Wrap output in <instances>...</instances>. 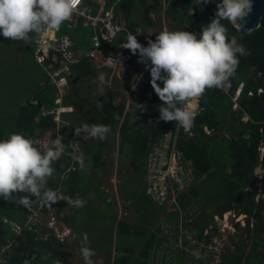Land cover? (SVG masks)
Returning a JSON list of instances; mask_svg holds the SVG:
<instances>
[{"label": "trees", "instance_id": "obj_1", "mask_svg": "<svg viewBox=\"0 0 264 264\" xmlns=\"http://www.w3.org/2000/svg\"><path fill=\"white\" fill-rule=\"evenodd\" d=\"M107 1L109 6L106 8L116 4V12L122 15L125 21L124 26L129 33L136 36L137 40L142 27L132 17L135 8L143 9L145 19H142L141 23L144 26H149L148 12L160 11L161 9L160 0H151L152 3L149 5H147L148 0ZM216 3H219V0H213V3L207 4L202 2L198 4V0H168L164 10V14L171 18L170 23L172 24H168V28L172 31L184 30L195 33L199 38L202 27L207 26L216 18L215 14L218 11ZM221 22L228 28V34L230 36L235 35L250 53L240 57L236 73L229 80L231 84L230 93H233L235 87L241 82H244L245 86L238 99L241 108L235 111L232 110L229 95L223 93L220 88L207 89L198 99V112L195 114L193 128L185 131L182 127H178L176 148L192 162V173L195 181L186 193L178 196L177 204L186 215L190 209L197 206L196 213L198 214L196 216L201 222V226L195 230L197 234L194 238L202 245L196 243L195 245L184 246L192 250L190 252L192 255L197 252L203 253L213 233L217 234L216 229H212L210 237H203V230L213 222L214 216L222 217L224 213L233 210L236 211L237 215L243 214L246 217L245 229L248 239L252 240L251 249L242 263L241 260L247 245H237L236 251L233 252L227 249L225 253L220 255L217 264H264V186L262 196L257 201L256 189L252 192H245L246 188L254 187L256 184L253 171L260 163L259 148L264 145V8L259 28L246 34H240L235 26L227 20ZM66 24L67 21L62 24L59 30L54 32L47 31L48 35L60 37L65 34L69 36ZM127 35L125 32L122 33L107 46V50L116 51L113 47L116 45L120 49L119 52L126 56L124 81L120 84L111 81L112 83L129 90L130 79L134 75L142 74V72L145 74H142L139 80L143 82L141 87L138 85L129 95V106L126 114L123 115L126 98L124 92L106 88L102 95L97 92L93 96H86L82 94L85 89L81 87L80 95L73 98L70 97V87L63 99L64 103L77 109L84 120L94 110L96 117L93 116V118L97 122L92 121L90 124H105L110 127L111 131L107 138L103 141L97 139L98 144L89 146L88 149L78 144L80 153L83 152L86 157L84 168H80L77 162H73L75 169L65 173L73 159L72 156L65 155V153L59 160L63 164L62 169H59L55 163L56 172L48 180V187L57 193L60 192L63 196L62 199H58V202L51 207L43 204L41 209H39L38 201L34 200V203L29 207L39 211V219L49 218L50 214H53L54 219L58 221L62 219L67 225L76 228L75 225L71 224L74 217H69V207L72 204L68 203L65 197L70 196L72 200L88 198L87 202L90 205L94 204V206H86L88 203L84 201V206L74 208L75 211L73 212L81 215L78 228L84 231L89 230L88 232L92 234L88 235L92 237L91 241L93 237L97 236L104 237L103 240L105 241L106 238L101 230L109 228L112 231L115 221L114 219L110 222L106 221L102 225L98 224L100 215H106L105 211H110L113 205L112 202H106L107 195L100 190V187L105 184L99 176V168L104 166L100 162L102 147L108 143L109 138H114L115 131H118L120 163L133 162L134 167L136 166L139 170L143 169L146 173L148 156L161 134L168 130L175 133L178 126L176 122H164L158 119V109L163 102L159 100L153 89L146 91L142 86L146 83V76H150L149 71L144 69L145 64L138 62V55H132L129 50L120 48L123 44L120 41L125 43ZM69 39L73 41L70 36ZM72 48L75 49V45ZM50 55L51 53L48 58ZM25 58L33 60L31 55ZM34 62L37 66L35 70L38 72L36 75H41L43 86L37 87L32 97L15 107L5 99L0 100V138H7L10 133L19 132L28 138L35 139L36 136H42L47 131L56 128L52 116H40L39 112L43 107L52 108L57 103L54 86L50 84L48 74L35 60ZM49 62L51 60L48 59L44 66H47ZM95 73L96 69L86 59H83L79 64L72 67V72L67 75V79L73 83L75 77L87 80L89 77H93ZM107 74L109 73L107 72ZM3 77H0V80ZM157 83L163 87L161 82L158 81ZM78 88L80 89V87ZM249 92H252L251 95H248ZM92 98L99 99L103 108L90 106L84 110L83 104L86 101L90 102ZM118 98L121 99V103L115 106L114 101ZM136 105H144L145 111L140 112ZM66 115L67 113L64 111L62 119L68 123V134L63 142L67 146L65 152H69L71 151L69 149L71 141L72 143L76 142L77 138L74 127L79 128L83 123L82 121L79 122V119L73 123ZM244 115L248 117L245 122L242 121ZM120 118H122L121 124L118 122ZM101 119L104 120L101 121ZM205 129L211 133L206 134ZM189 134L190 136H188ZM125 172L126 168L119 167V174L122 175ZM130 178H132L130 179V188L127 190L129 196L136 200L138 207L147 206V202L151 203L152 201L146 194L144 181L133 180L134 175H131ZM100 193L105 196V199L101 197ZM14 195L18 197L21 194ZM30 198L35 199L34 197ZM123 199L124 196H122ZM205 204H211V210L207 215L204 212ZM30 215L31 211L15 204L12 200H0V264H24L25 260H31V264H84L82 257L77 261L70 259L66 247L56 239L51 229L38 223L39 219L35 223L29 222ZM157 216L156 213L155 219ZM188 216L190 217L189 214ZM163 218L168 222H177L176 217H172V213H164ZM13 224L20 228L18 233L14 230ZM45 234H48V238L43 241L40 235ZM83 234L82 232L79 233L81 239ZM116 234L117 240L114 247L116 255L112 263L108 261V264H149L150 253L154 249V244H158L161 240L146 228L130 225L123 220L118 221ZM157 234V237H160L159 231ZM110 238H108V244ZM122 241L125 245H120ZM185 242L188 241L184 238V244ZM161 244H164V241ZM80 246L75 245L74 247ZM88 246L95 249L96 256H102L106 252L104 249H107V246L110 248L112 245ZM190 253L187 254L190 255ZM189 257L193 256L190 255ZM209 264L214 263L210 262Z\"/></svg>", "mask_w": 264, "mask_h": 264}, {"label": "clouds", "instance_id": "obj_2", "mask_svg": "<svg viewBox=\"0 0 264 264\" xmlns=\"http://www.w3.org/2000/svg\"><path fill=\"white\" fill-rule=\"evenodd\" d=\"M201 2L207 4L213 0H198V4ZM78 3L79 0H0V36L27 43L33 35L59 30L65 21L71 20ZM216 4V18L202 27L199 38L184 30H164L156 35L155 41L148 40L147 46H142L136 36L129 33L126 42L120 46L132 55H138V62L145 64L149 71L151 88L163 102L158 109V119L176 122L185 131L193 128L195 113L183 105L202 96L207 89L222 88L236 73L240 57L250 54L235 35L228 34V28L221 21L236 25L242 33L253 0H219ZM99 79H104L103 73ZM98 91L102 95L104 90ZM97 107L102 109L103 105L98 103ZM136 107L140 112L145 111L144 105ZM110 131L105 124H84L74 129L76 136L84 133L83 139L100 141ZM63 141L64 137L57 135L55 139L50 138L44 148L19 132L0 138V200H12L25 208L34 200L48 207L57 203L58 193L48 187V180L56 172L55 163L66 151ZM75 160L80 168L86 166L83 152ZM65 200L74 206L85 204L81 199L65 197ZM88 245V235L84 233L78 251L84 264H93L91 258L95 251ZM24 264H31V260H25Z\"/></svg>", "mask_w": 264, "mask_h": 264}, {"label": "rangeland", "instance_id": "obj_3", "mask_svg": "<svg viewBox=\"0 0 264 264\" xmlns=\"http://www.w3.org/2000/svg\"><path fill=\"white\" fill-rule=\"evenodd\" d=\"M150 3H152V1L148 0L147 5H149ZM167 3H168V0H160V5H161L160 11L152 10L151 12L150 11L148 12L147 15H148L149 20H150L149 26H147V25L144 26L141 23L142 19H145V16L143 14V9L139 8V7L135 8V10L132 13V17H134L139 22L140 26L142 28H144V29L140 28L141 31H139L140 33L138 34V37L141 40L140 42H144V44H146V43H148V40H150V38H152L151 40L155 41L156 35H158L161 31L170 30V28H168L169 27L168 24H172V23H170L171 18L164 14V10L167 7ZM234 26L236 27V25H234ZM68 34L71 36L72 40L76 43V46L78 44L77 39H80L81 47H88V45H89V34H88V31L86 29L84 31L81 29L69 30ZM120 35H122V34H120ZM6 42H8V43H6ZM120 42L124 43V41H120ZM113 47H116V46L113 45ZM29 50H30V52H28ZM31 52L33 53L32 39L27 43L22 42V41H11L8 38H4V37H2L0 39V57H2V58H0V77L4 76L0 80V84L2 85V89H0V100L5 99L9 102L10 105L13 104L14 107L16 105H19V104L25 102L26 99L32 97V95L35 93V91L33 89V88H35V86H34L35 80L39 81L37 86H39V87L43 86V82L42 81L40 82V80L42 79L41 75H39V74L36 75L38 72L35 70L37 68V66L35 65V62L31 58H25L26 56L31 54ZM7 54H9V56H7ZM144 69L146 70V68H144ZM96 71H98V70H96ZM120 75H121L120 77H122V74H120ZM5 76H7L8 81L5 79ZM97 76L98 75L95 73V75L93 77H89V79L83 80L84 81V82H82L83 88L85 89L86 85L90 88L93 85L92 83H97V86H99L100 88H103V86H104V87H108L109 89H112V90H117V88L112 86L111 83L112 82L117 83V81H113V80H119V78H112L111 75L107 74V71H106V73H104V79L103 80H100L99 78L97 79ZM146 77H147L146 83H145V85H142V86H144L146 91H149L150 89H152L151 85H150L151 77H149V76H146ZM110 79H112V82H110ZM131 81H133V83H134L133 89H135L138 85H139L138 87H141V83H143V82L139 81V75L132 78ZM106 82H109V83H106ZM75 83H72V84L77 85V84L81 83L80 79H77ZM94 87L95 86H93V88ZM120 88H118V89L120 90ZM131 92H132V90L130 91V93ZM78 93H79L78 90L71 91V88H70V97H72L74 95L77 96ZM84 94H89V92H85V93H83V95ZM128 95H129V93H128ZM197 100H198V98L192 99V101H195L194 102L195 107H196V103H197L196 101ZM33 103L36 104V102H33ZM63 105H64V110H63V112L60 113V122H59L58 128L56 130H49L44 135L36 136L35 139H33L34 141H36L39 145H41L44 148H46L48 146V142H49L50 138L55 139L57 135H60V136H63L65 139V136L68 134L67 125L64 124L62 126V124H61V119L64 115V111L66 113L67 108H68V104L66 106H65V104H63ZM183 106L185 107V105H183ZM11 107H13V106H11ZM2 109H5V108H2ZM69 109L71 111L73 110V108L71 106L69 107ZM37 120H38V118H37ZM37 120H36V122H38ZM65 123H67V122H65ZM204 131L206 134L211 133L210 131H208L206 129ZM81 134H84V133H81ZM107 137L108 136H106V138ZM90 139L91 138H86L83 140L84 141H90ZM110 139H111L110 142H112L113 140L114 141L116 140V142H118V144H119L120 137L116 136V131H115V139H113V137L109 138V140ZM92 142H93V140L90 141V143H92ZM73 145H77V141L73 142ZM115 148H116V145H115ZM112 149H113V147H111L107 151H104V148L102 149L104 152L102 151V158H101L100 162H102L104 164V167L99 168V171H100L99 176H100L102 182L106 183V186L101 187L100 190L101 191L103 190L105 193H107L109 195L108 199L110 201L115 200L116 205H117V211L119 214L118 216L121 217V219H124V221H126L127 223H129L131 225V222H133L135 220L133 218V213L121 202V200L119 202H117V200L115 199V192H112L110 187L107 186L108 183L110 184V180H109V178L111 176L110 175V173H111L110 167L112 170V165L115 162H118V156H119V154L116 155V153H112L111 152ZM259 150H260V159H259L260 163L255 168V170L253 171L256 184L254 187H248L245 190V192L246 191L252 192L256 189L257 190L256 201L259 199V197L262 196V190H263V186H264V165L261 163V159L263 156V147H260ZM65 155H70V154L65 152ZM56 164L59 167V169H62V167H63L62 162H60L58 160L56 162ZM119 165L120 164L118 163V166ZM122 167H124V166H122ZM102 168H103V170H102ZM135 170L136 169L132 168L129 171L134 172ZM228 171H230V170H228ZM112 175H113V173H112ZM122 176L124 178H126L125 174H122ZM143 177H144V179L146 178L145 170L140 169L136 173V175L134 176V179L142 181V180H144ZM118 181H119V179L117 178L116 183H118ZM124 185H126L125 179H124ZM118 191H119V189H118ZM62 197H63L62 194L60 192H58V199H62ZM83 201H85V200H83ZM170 204H171V202H168L165 207L160 209L161 212H163V214L161 212H157V214H158L157 219H156L157 227H154V229L157 231L158 230L160 231L163 229L164 233L161 235L160 239H161V241H164V243H168L169 241H172V238L174 237L175 232H179V235H181L182 237H185V235L189 232L190 229H197L199 226H201L200 225L201 224L200 219H198V217L196 216V214H198V213H196V210H197L196 207L197 206H195V208H192L189 210L188 214L190 215V217L189 216L187 217L188 214L186 215L184 213V211H182V209L179 206H175V205L169 206ZM175 210L179 214L178 215V219H179L178 221L179 222L177 224H174L171 221L168 222L167 220H165L163 218L164 213H173V211H175ZM210 210H211V204L210 205L205 204V208H204V212L206 213L205 215H207ZM235 215H236V211H233V210L228 211L225 213V215H222V217H217V219L213 218L214 219L213 222L210 223L207 226V228H205L204 234H207L206 236L210 237L212 229H216L217 234L215 235L213 233V236L211 237L210 241L208 242V244L212 248L213 254L211 256L205 258V260H202L204 264H209L210 262L217 261L218 257L220 256L219 254L223 250H224V252H226L227 249H229L232 252L236 251L237 245H247L245 248L244 257L242 258L241 263L244 261L245 256L250 252L252 240L251 239L249 240L248 236H247V231L245 229V225H246L245 216L244 215H236L235 216ZM135 216L137 217V213L135 214ZM180 216H184V219H182V221L180 219ZM233 216H235L234 219H232ZM147 218H148V216H146V219ZM139 219H140V216L138 214V220ZM48 220H49L48 217L43 218V219H39L38 223L40 225L46 226L47 225L46 223ZM188 220H189V222H188ZM185 221L188 222V225H187V223H185ZM183 222H184V225H186V226H184L182 224ZM253 224H254V222H253ZM57 225H59L58 222H57ZM132 225L138 226V225H143V224H139V222H136L135 224H132ZM223 225H224V227H223ZM237 225H238V227H237ZM218 227L221 228L220 229V232L222 231L221 234H218V229H217ZM187 228H188V230H187ZM224 228H227V230L224 231ZM251 228H252V226H251ZM202 236H203V232H202ZM203 237H205V236H203ZM167 238H168V241H167ZM72 242H73L72 239L71 240L69 239L67 242V245L68 244L70 245L69 249L67 250V252L69 253L68 257L74 261H77L81 257V255L79 252H75V251H76V248L79 250V248L81 246L80 247H73L72 245H74V242L73 243ZM169 244L172 245L174 248L178 249V251H181L183 253L184 257H185V253L189 254L192 251L188 247L183 246L184 244L183 245H177L174 243L171 244V242ZM160 245H162V244H160ZM163 252L164 251L161 249H157L154 252L151 251L150 259H149L151 262L150 264H156V263H153L154 262L153 259L155 258V261L158 262L160 259V255ZM188 254H187L188 257H186V261H185L186 264H190L189 261L191 260V257H189L191 255V253H190V255H188ZM156 255L158 257L157 259H156ZM213 256H215V257L213 258ZM94 258H95L96 264H98V258H96V256L94 255L91 258L93 260V262H94ZM172 264H173V261H172Z\"/></svg>", "mask_w": 264, "mask_h": 264}, {"label": "built area", "instance_id": "obj_4", "mask_svg": "<svg viewBox=\"0 0 264 264\" xmlns=\"http://www.w3.org/2000/svg\"><path fill=\"white\" fill-rule=\"evenodd\" d=\"M115 7L116 4H113L108 8L101 6L98 11L93 12L91 9L84 6L83 0H79L71 20L67 21L66 27L68 29L73 28L76 25V22L81 20L82 27H85L90 31L91 48L89 50L78 53L72 48L73 42L69 39V36L63 34L60 37H53L48 35L47 31L42 33L36 42L34 60L38 65L43 67L44 71L48 74L49 82L52 86H54V94L57 103V105L52 108H42L39 113L42 117L52 116L53 122L56 124L55 130L59 126L60 113L64 110L63 104L65 103L63 99L66 97L70 88L67 75L71 74L72 67L74 65H77L83 59H86L92 65L94 64L98 66V68L108 70L113 76H118V73L126 67V56L124 54L119 52L112 53L107 50V46L117 39L120 34L124 32L129 34L126 27L122 23V20L121 23H118L115 18V15L117 14V8ZM147 44L145 46H147ZM50 53V58H48ZM48 59L51 60V62H49L47 66H44ZM112 59L118 60L120 64L118 61L114 63ZM243 87L244 85L241 83L233 91V93H230L231 84L228 81L222 88H220L223 93L229 95L232 102V110L234 111L241 108L239 106L238 99ZM248 95H251V93H248ZM244 119L247 121L248 117L244 115ZM61 124L63 126L68 123H65L63 119H61ZM70 145L69 149H71V151L67 153H69L73 159L71 165L66 169L65 173H69L75 169L73 162H76L75 158L80 154L78 144L73 145L71 141ZM176 146L177 129L175 133L171 130L165 131L161 134L157 144L153 146L152 152L149 154L147 159L145 178L146 194L152 203L159 209L165 207L168 202H171L169 206H178V196L182 193H186L187 189H189L195 181L192 173L191 162L188 161V159L180 150L176 148ZM38 205L39 209H41L43 203L38 201ZM27 209L31 211L28 221L35 223L39 219V211H35L29 207ZM235 216H233L232 219H234ZM188 222L185 221L187 225ZM46 224V227L53 231L55 237L62 239V234L57 229V222L53 216L49 217ZM182 224L184 225V222ZM13 227L16 233L20 231V228L16 224H13ZM217 229L218 234H221V228L218 227ZM190 230L185 235V239L188 242H185L184 245H195L196 243H198V245H202L194 238L197 234L195 232L196 229H193V231L192 229ZM225 230H227V228H224V231ZM65 233L66 231H63V235H65ZM203 235L206 236L207 234H204L203 231ZM40 236L43 241L48 238V234ZM223 253H225L224 250L219 255ZM212 254V248L209 244H207L203 253L197 252L194 255L191 254L193 257H191L189 263L204 264L202 260H205V258L211 256ZM214 257L215 256H213V258ZM218 259L217 261H213V263L217 264L219 261Z\"/></svg>", "mask_w": 264, "mask_h": 264}, {"label": "crops", "instance_id": "obj_5", "mask_svg": "<svg viewBox=\"0 0 264 264\" xmlns=\"http://www.w3.org/2000/svg\"><path fill=\"white\" fill-rule=\"evenodd\" d=\"M114 2V1H113ZM112 2V3H113ZM84 6L86 7V8H88V9H91L93 12H96V11H98L99 10V8L101 7V6H103V7H107V6H109V3H108V1L107 0H84ZM116 13H118V12H116ZM118 15L121 17V20H122V23L124 24V19L122 18V15L120 14V13H118ZM74 29H81V30H87L88 31V34H89V45H88V47H81V42H80V39H77V41H78V44H77V46H76V43L74 42V41H72L73 42V47H74V45H75V51H77L78 53H82V52H84V51H86V50H89L90 48H91V44H90V31L87 29V28H85V27H82V25H81V20H78L77 22H76V25L73 27V28H70V29H68V31L69 30H74ZM51 32H54V31H51ZM40 35L41 34H39V35H33V37H32V50H33V53L31 52V54H29V55H31L32 56V58H33V61H34V53H35V49H36V42H37V40L39 39V37H40ZM70 36V35H69ZM121 36V35H120ZM3 36H0V39L2 38ZM71 37V36H70ZM152 38H150V40H151ZM139 43H141V45L142 44H144V42H140L141 40H140V38L138 37V40H137ZM3 42V41H2ZM6 43H8V42H6ZM116 46V45H115ZM115 49H116V51H114V50H112L111 52L112 53H115V52H119V48L116 46V47H114ZM110 51V50H109ZM119 53H121V52H119ZM28 55V56H29ZM7 56H9V54H7ZM89 62V61H88ZM90 63V62H89ZM91 64V63H90ZM92 65V64H91ZM96 70H98V71H96V74L98 75L97 76V79L99 78V76H100V74L101 73H106V71L109 73V75H111L110 74V72L108 71V70H106V69H104V68H98L96 65H92ZM102 69H103V72H102ZM125 69H126V67L123 69V70H121L119 73H118V76H113V75H111L112 76V78H119V80H113V81H117V83H122L123 81H124V78H125V75H126V72H125ZM106 70V71H105ZM120 74H122V77H120L121 75ZM124 74V75H123ZM142 74H143V72H142ZM142 74H138L139 75V80H140V77H142ZM143 75H145V74H143ZM137 75H134L132 78H134V77H136ZM150 77V76H149ZM5 78H6V80L8 81V78H7V76H5ZM132 78L130 79V82H129V84H130V88H129V90H125L124 88H120V86H117L116 85V83H111L112 84V86H114V87H116L117 88V90L118 91H120V92H124V95L126 96V98H125V100H124V102H125V108H124V111H123V115H125L126 114V110H127V108H128V106H129V95H130V91L132 90H134L133 88H134V83H133V81H131L132 80ZM77 79H80V81H81V83H79V84H77V85H75L76 83V80ZM123 79V80H122ZM112 81V79H110V82ZM40 82H41V80H40ZM82 82H84L81 78H77V77H75V79H74V82L73 83H75L74 85L72 84V83H70L69 82V85H70V87H71V91H74V90H78L79 91V93H80V91H82L81 89V87H83L82 86ZM38 83H39V81H36L35 80V84H34V86H35V88H33L34 90L37 88V87H39V86H37L38 85ZM106 83H109V82H106ZM119 83V84H120ZM93 85H92V87H88L87 85H86V87H85V91H84V93L85 92H89V94H84V95H86V96H93L95 93H97V92H99L98 90L99 89H101L99 86H97V83H92ZM105 84V83H104ZM110 84V85H111ZM128 84V83H127ZM33 86V87H34ZM93 86H95L94 88H93ZM106 86V85H105ZM78 87H80V89L78 88ZM99 87V88H98ZM106 88H108V87H104L103 86V90H105ZM118 88H120V90L118 89ZM0 89H2V85L0 84ZM77 94V96H72L73 98L74 97H78L80 94ZM128 93H129V95H128ZM82 94H83V92H82ZM198 99H199V97H198ZM86 101V100H85ZM195 101H190L188 104H186L185 105V107H188V106H192V108H190L189 110H191V111H193L195 114H197V112H198V100L196 101L197 103H196V107H195V103H194ZM99 103V99L97 100V99H93L92 98V100H90V102H85L84 104H83V109L84 110H87L90 106H97V104ZM119 103H121V99H116L115 101H114V104H115V106H117ZM100 104H101V102H100ZM67 104H65V106H66ZM121 105H123V104H121ZM69 107L70 106H68V108H67V111H66V113H67V115L66 116H68V118H70L71 119V121H73V123L74 122H77L78 121V119H79V122H81L82 121V123H83V125L84 124H90L92 121H94V123H96L97 121L96 120H94V118H93V116L94 117H96V114L94 113V110L86 117V119L84 120V119H82V115L77 111V109H75L74 107H72L73 108V110L71 111L70 109H69ZM94 107H92V108H94ZM44 108V107H43ZM196 108V109H195ZM81 116V117H80ZM81 118V119H80ZM243 119H242V121L243 122H245V119H244V116L242 117ZM102 120H104V119H101V121ZM118 122H119V124H121L122 123V118H120L119 120H118ZM93 123V124H94ZM179 127V125L177 126V131H178V128ZM77 128V127H76ZM74 129H75V127H74ZM178 135V134H177ZM83 136H84V134H81L80 136H77V138H76V140L75 141H77V144H79L81 147H86L87 149H88V147L89 146H95V145H97L98 143H97V139H93V138H91L90 139V141H92L93 140V142L92 143H90V141H84L83 140ZM116 136L117 137H119V135H118V131H116ZM188 136H190V134L188 135ZM113 139H115V137L113 138ZM111 141V139L108 141V143L105 145V146H103L102 147V149L104 148V151H107L108 149H110L111 147H113V149L111 150V152L112 153H116V155H118L119 153H120V151H119V149H120V145L118 144V142H116V140L114 141H112V142H110ZM119 142H120V140H119ZM115 145H116V148H115ZM102 151L103 150H101V153H102ZM103 151V152H104ZM125 151H126V149H125ZM186 157V156H185ZM187 158V157H186ZM188 159V158H187ZM188 161H189V159H188ZM191 162V161H190ZM118 163L120 164L119 166H118ZM131 163H133V162H128V163H120V161H119V156H118V162H115L113 165H112V170H111V167H110V178H109V180H110V184L108 183V185L107 186H109L110 187V189H111V191L112 192H115V199L117 200V202H119L120 200H121V202L133 213V218L135 219L133 222H131V225L132 224H135L136 222H139V224H143V225H138V226H141L142 228H146L148 231H151L150 233L151 234H156V238H161V235L164 233V231H163V229L162 230H158L159 232H160V237H157V230H155L154 229V227H157V225H156V219H155V215H156V213L157 212H161V210L160 209H158L152 202L150 203H148L147 202V206H143V207H138L137 206V203H136V200H134V199H131V197L129 196V192H127V190H129V188H130V186H129V184H130V179H132V178H130V176L131 175H136V173L139 171V169L135 166L134 167V163H133V165L131 166L130 164ZM128 164V165H127ZM191 164H192V162H191ZM121 165L122 166H124V168H126V172H125V176H126V178H124L121 174H119L118 173V169H119V167H121ZM118 166V167H117ZM126 166V167H125ZM104 167V166H103ZM192 167H193V165H192ZM129 168V169H128ZM132 168H134V169H136L134 172H131V171H129L130 169H132ZM102 170H103V168H102ZM112 173H113V175H112ZM118 176V177H117ZM117 178L119 179V181H118V183H116V180H117ZM124 179H125V182H126V185H124ZM143 179H144V177H143ZM133 180H134V178H133ZM144 181V183H145V185H146V181H145V179L143 180ZM105 183V182H104ZM106 186V183L102 186V187H105ZM101 188V187H100ZM118 189H119V191H118ZM102 192H104L103 190H102ZM70 193V192H69ZM105 193V192H104ZM123 193V194H122ZM106 195H107V199H106V202H112L113 203V205H112V207H111V209H110V211H105L106 212V215L105 214H101L100 215V217H99V221H98V224L99 225H102V224H104L106 221L107 222H110V221H112V220H114L115 219V221H114V225L112 226V231L108 228V229H102L101 231H103V234H104V236H105V238H106V240L104 241L103 239H104V237H102V236H97V237H93V240L91 241L90 239L92 238V237H89L88 236V240H89V245H112L110 248L107 246V249L105 248L104 250H106V252H105V254H102V256H96V251H95V249H94V251H95V256H96V258H98V264H108L107 262L109 261L110 263H112V260H114V256L116 255V252H115V249H114V247H115V242H116V240H117V238H116V236H117V234H116V225H117V223H118V221H121V220H123L124 221V219H121V217H119L118 215V211H117V205H116V202H115V200H109L108 198H109V195L107 194V193H105ZM70 195V194H69ZM100 195H101V197H103V199H105V196H103V194L102 193H100ZM122 196H124V199L122 200ZM68 197H70V196H68ZM119 199V200H118ZM86 202H87V200H88V198H85L84 199ZM88 204L86 205V206H94V204H92V205H90L89 204V202H87ZM74 205H72V206H70L69 207V217H74V220L71 222V224H73V225H75V227L76 228H73V227H71V226H69V225H67L66 223H64L63 221H62V219L60 220V221H58V220H56V222H58V224L59 225H57V229L61 232V234H62V239H58L57 237H56V239H58V241H60L65 247H66V250H68L69 249V247H70V245L68 244L67 245V242H68V240L70 239H72V241L74 242V245H72L73 247L75 246V244L76 245H81V236L79 235V233H86L87 232V235H92L91 234V232H88L89 230H86V231H84V230H80L78 227H79V223H80V216L81 215H77V214H75L73 211H75V209L74 208H76V207H79V206H75L74 208ZM137 213V217L135 216V214ZM162 214H163V212H161ZM138 214H139V216H140V219L138 220ZM178 213L176 212V210L175 211H173V213H172V217H176V219H177V222H173V221H171L172 223H174V224H177L179 221V219H178ZM185 215V214H184ZM239 215H243V214H239ZM51 216H53V214H50V217ZM146 216H148V218L146 219ZM245 216V215H244ZM54 217V216H53ZM63 217V216H62ZM216 217H219V216H214V218H216ZM55 218V217H54ZM107 218V219H106ZM106 219V220H105ZM180 219H181V221H182V219H184V216H180ZM214 220V219H213ZM60 226V227H59ZM135 226V225H134ZM60 228V229H59ZM102 228V227H101ZM198 229V228H197ZM196 229V230H197ZM63 231H66V233H65V235H63ZM204 231V230H203ZM162 232V233H161ZM176 233V232H175ZM174 233V237L172 238V241H169L168 243H164V244H162V245H160L163 241H161L160 240V242L158 243V244H154L155 246H154V249H153V252L155 251V250H157V249H161V250H163L164 252L163 253H161V255H160V259H159V261L158 262H156L155 261V258L153 259L154 260V262L153 263H156V264H172V261H173V264H186V257H188L187 256V254L185 253V257L183 256V253L181 252V251H178V249H176V248H174L172 245H170L169 243L171 242V244L172 243H174V244H177V245H183L184 244V242H183V240H184V238L185 237H182L181 235H179V232H177V234H175ZM71 235V236H70ZM70 237V238H69ZM109 237H111L110 238V241H109V244H108V238ZM133 239H134V237H133ZM167 241H168V238H167ZM72 242V243H73ZM92 243V244H91ZM120 245H125L124 244V242L122 241L121 242V244ZM184 246V245H183ZM90 248H92L91 246H90ZM93 249V248H92ZM75 252H79L77 249H76V251ZM109 253H110V257H109ZM68 255H69V253H68ZM158 257H157V255H156V259H157ZM95 262V263H94ZM94 262H93V264H96V261H95V258H94ZM151 262L149 261V264H150Z\"/></svg>", "mask_w": 264, "mask_h": 264}, {"label": "water", "instance_id": "obj_6", "mask_svg": "<svg viewBox=\"0 0 264 264\" xmlns=\"http://www.w3.org/2000/svg\"><path fill=\"white\" fill-rule=\"evenodd\" d=\"M264 8V0H253L252 11L250 12L249 16L245 18V30L240 33V31L235 27L240 34H246L250 31H253L260 26L262 14ZM115 18L117 19L118 23L121 22V17L116 14ZM262 164L264 165V146H263V156L261 159ZM131 166L133 163L130 164Z\"/></svg>", "mask_w": 264, "mask_h": 264}, {"label": "bare ground", "instance_id": "obj_7", "mask_svg": "<svg viewBox=\"0 0 264 264\" xmlns=\"http://www.w3.org/2000/svg\"><path fill=\"white\" fill-rule=\"evenodd\" d=\"M187 109H190V108H192V106H188V107H186Z\"/></svg>", "mask_w": 264, "mask_h": 264}]
</instances>
